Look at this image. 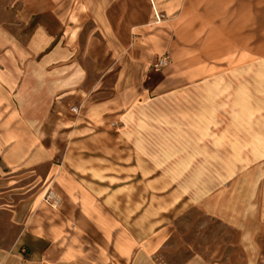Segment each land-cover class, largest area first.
<instances>
[{
	"label": "crops",
	"instance_id": "crops-1",
	"mask_svg": "<svg viewBox=\"0 0 264 264\" xmlns=\"http://www.w3.org/2000/svg\"><path fill=\"white\" fill-rule=\"evenodd\" d=\"M259 1L0 0V264H155L176 222L146 244L139 211L130 231L128 212L114 211L127 207L98 196L106 154L84 147L111 156L119 142L143 144L159 99L258 31ZM163 54L169 65L151 70ZM248 239L201 251L191 241L180 264H264V220Z\"/></svg>",
	"mask_w": 264,
	"mask_h": 264
},
{
	"label": "rangeland",
	"instance_id": "rangeland-1",
	"mask_svg": "<svg viewBox=\"0 0 264 264\" xmlns=\"http://www.w3.org/2000/svg\"><path fill=\"white\" fill-rule=\"evenodd\" d=\"M259 4L263 12L264 0ZM235 50L223 62L207 63L203 80L159 99V112L142 129L143 144L119 142L111 156L104 144L84 147L106 154L101 163L112 169L95 178L98 196L127 207L114 211L128 212L130 231L139 211L146 244L176 222L155 264L184 262L191 241L194 251L202 244H248L264 220V16L257 32L242 33V48Z\"/></svg>",
	"mask_w": 264,
	"mask_h": 264
},
{
	"label": "built area",
	"instance_id": "built-area-1",
	"mask_svg": "<svg viewBox=\"0 0 264 264\" xmlns=\"http://www.w3.org/2000/svg\"><path fill=\"white\" fill-rule=\"evenodd\" d=\"M170 63V56L168 54H163L159 57H157L151 64L150 69L154 71H160L164 68H166ZM73 111H77L76 107H73ZM44 200L51 204V205H57L58 204V197L56 193L49 189L45 193Z\"/></svg>",
	"mask_w": 264,
	"mask_h": 264
}]
</instances>
